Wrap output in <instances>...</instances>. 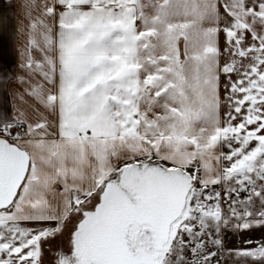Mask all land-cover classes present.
I'll return each mask as SVG.
<instances>
[{
    "label": "snow or ice",
    "instance_id": "1",
    "mask_svg": "<svg viewBox=\"0 0 264 264\" xmlns=\"http://www.w3.org/2000/svg\"><path fill=\"white\" fill-rule=\"evenodd\" d=\"M0 264H264V0H4Z\"/></svg>",
    "mask_w": 264,
    "mask_h": 264
},
{
    "label": "crops",
    "instance_id": "2",
    "mask_svg": "<svg viewBox=\"0 0 264 264\" xmlns=\"http://www.w3.org/2000/svg\"><path fill=\"white\" fill-rule=\"evenodd\" d=\"M4 2V0H0V4H2Z\"/></svg>",
    "mask_w": 264,
    "mask_h": 264
}]
</instances>
